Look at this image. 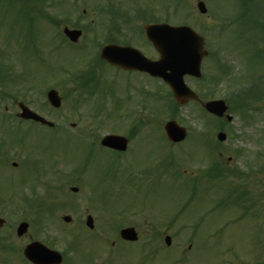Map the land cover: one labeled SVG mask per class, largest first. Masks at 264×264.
I'll list each match as a JSON object with an SVG mask.
<instances>
[{
	"label": "rangeland",
	"instance_id": "374dc122",
	"mask_svg": "<svg viewBox=\"0 0 264 264\" xmlns=\"http://www.w3.org/2000/svg\"><path fill=\"white\" fill-rule=\"evenodd\" d=\"M110 1L113 5L117 2L121 12H129L130 17L126 18L130 26L141 24L133 17L137 16L133 11L136 8L153 20L166 18L170 25L186 24L197 30L211 54L202 62V73L210 79L218 77L213 98L226 101L233 121L223 120L225 124H220L192 101L173 115L163 108L168 102L164 97L167 88L140 74L117 73L102 67L97 70L102 78L101 87L92 93L76 90L73 83L61 86L60 81L70 73L86 70V60L94 57L95 48H86L82 54L72 50L63 42L61 26L55 27L58 34L46 20L32 17L26 8H22V15L16 4L0 0V93L12 92L15 96L14 100H0V139L6 136V142L12 145L6 143L0 158L8 165L29 159L15 171L0 161V190L5 198L7 193L19 191L24 198L43 204L39 216L27 205L20 212L14 206L0 207V217L12 222L18 216L29 223L27 234L15 239L10 247L21 250L22 245L36 240L63 253L61 264H264V169L246 178L242 176V181L229 177L224 183L213 185L204 180L193 197L189 196L185 182L177 184L186 177L202 175L205 164L212 159L208 152L212 145H216L213 155L226 166L225 171H247L246 163L257 154L264 166V99L240 101L235 97L240 87H247V80L264 81V3L104 0L100 4L104 6ZM198 1L204 2L206 14L198 13ZM100 4L78 1L72 8L70 4L58 8L57 14L40 8L37 2L32 9L34 15L41 9L49 16L63 19L75 10L78 16L83 9L93 12ZM87 17L81 22L92 31L80 39L78 48L89 46L94 36L100 38L101 20L96 14ZM127 33L121 34L120 40L131 39L137 49L156 57L144 41ZM223 68L228 69L227 73L221 74ZM184 80L194 90V81ZM197 87L202 92L207 88L206 84L196 85V90ZM47 88L65 96L59 109L53 110L46 104ZM17 102L38 111L57 129L18 125L14 118L10 121L9 117L18 111ZM244 105L251 110L244 113ZM172 118L187 131L186 140L177 146L179 150L174 148L170 152L179 156V176L176 168L169 171V145L162 134L163 124ZM140 122L145 126L139 127L134 144L118 161L116 154L91 145L84 136H123L132 123ZM15 125L18 130H14ZM3 127L6 130L2 133ZM220 128L227 137L223 143L215 138ZM9 130L16 132L18 143L11 142ZM10 136L13 138L14 134L11 132ZM76 165L79 171L83 170V180L56 175L58 171L76 170ZM229 180L238 187L246 185L249 196L263 209L257 218L247 215L239 219L242 213L235 208L238 204L232 208L214 207L226 185H233ZM73 186L78 188L76 193L69 190ZM15 199L12 197L11 202ZM86 214L95 216L92 232L84 226ZM64 215L71 217L70 223L61 220ZM126 226L135 228L137 242H121L117 230ZM74 236L80 239L73 247L70 241ZM165 236L171 239L169 246L164 243ZM20 256L13 254L15 264H21Z\"/></svg>",
	"mask_w": 264,
	"mask_h": 264
},
{
	"label": "water",
	"instance_id": "95a60500",
	"mask_svg": "<svg viewBox=\"0 0 264 264\" xmlns=\"http://www.w3.org/2000/svg\"><path fill=\"white\" fill-rule=\"evenodd\" d=\"M197 7L200 13H205L206 10L202 2H199ZM65 33L72 41H75L79 35L77 31L65 30ZM146 34L159 53L160 57L158 61L150 62L144 59L134 49L118 47H104L101 52V57L114 64L127 63L133 68L163 78L170 85L178 103H185L188 99L194 98V94L184 85L182 76L184 74H189L194 77L200 76L199 65L203 55L201 38L185 26H148L146 27ZM48 99L54 107L59 106L60 101L55 91L48 93ZM19 107L21 109L20 117L52 126L51 123L46 122L23 105L19 104ZM204 107L208 112L218 117H221L226 110L223 101H211L204 104ZM227 120L230 121L231 117L227 116ZM164 129L171 140H182L185 136L184 130L179 128L174 122H168L164 126ZM217 138L223 141L225 135L218 134ZM101 144L118 150H124L126 140L118 136H106L101 141ZM87 224L91 226L90 218H88ZM26 227V224H22L18 230V235L22 234L26 230ZM121 237L128 241H135L137 239L133 229L122 230ZM165 241L167 244L170 243L169 238H166ZM29 250L30 247H27L25 254L36 264L60 263V256L54 252H49L45 249L49 252L46 256L43 254V251L40 253ZM42 259L44 260L40 261Z\"/></svg>",
	"mask_w": 264,
	"mask_h": 264
},
{
	"label": "flooded vegetation",
	"instance_id": "af4514ba",
	"mask_svg": "<svg viewBox=\"0 0 264 264\" xmlns=\"http://www.w3.org/2000/svg\"><path fill=\"white\" fill-rule=\"evenodd\" d=\"M81 1H84V3H89L88 0H81ZM53 3H54V9H56L57 7V4H56V0H53ZM77 13V12H76ZM93 14L96 16H99L100 14H103V12H99V11H87L86 9H83L81 11V15L79 17H77V19L79 18L81 21H84L83 19L84 18H88L87 16L89 14ZM123 16V18L121 17ZM118 15V26L116 27H107V26H102L100 27V33L101 35H106L108 33H111L113 36L112 38H110L109 40H111L112 42H115V41H120V35L121 34H128L127 32H131V35L133 34H136L138 32V28L137 27H134V26H129V22L128 20H126V15H123L121 14ZM93 17V16H92ZM144 40V39H143ZM110 67V66H109ZM112 68L114 71L118 72V73H133L131 71H124L122 69H119L117 67H110ZM196 90V88H195ZM171 148H176L175 145H172ZM19 151V155L21 156L22 154L20 153L21 151ZM195 152H196V149H195ZM261 156L259 154H257L255 157L252 158L251 160V164H246V168L247 169H254V167L257 168V173H259V168L261 167L260 166V163H261ZM14 164V165H12ZM12 166H14L15 168L18 167V164L16 163H11ZM231 171H235L234 169H230ZM195 181H196V176H195ZM6 194L5 193H2L0 192V207H4L6 206L7 207H19L20 205V202H9L12 200V197H16L18 199V195L19 193H13V192H10V193H7V195H9L7 198H5ZM4 225L5 223L3 224V226L0 228V245H2V251H4L5 253L7 254H11L12 257H13V254H20V250H15L14 248L10 247L7 243L9 241V229L4 228ZM17 240H20V238H17ZM22 247L21 246V252H22ZM8 264H15L14 263V257L13 259L8 263Z\"/></svg>",
	"mask_w": 264,
	"mask_h": 264
}]
</instances>
